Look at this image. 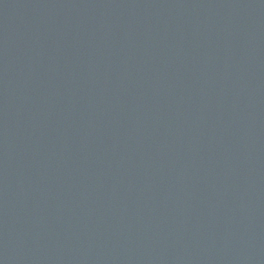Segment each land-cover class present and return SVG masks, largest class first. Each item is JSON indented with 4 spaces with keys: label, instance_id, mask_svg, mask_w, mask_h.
Returning a JSON list of instances; mask_svg holds the SVG:
<instances>
[{
    "label": "water",
    "instance_id": "95a60500",
    "mask_svg": "<svg viewBox=\"0 0 264 264\" xmlns=\"http://www.w3.org/2000/svg\"><path fill=\"white\" fill-rule=\"evenodd\" d=\"M0 264H264V0H0Z\"/></svg>",
    "mask_w": 264,
    "mask_h": 264
}]
</instances>
